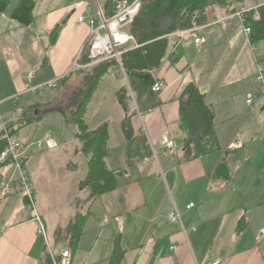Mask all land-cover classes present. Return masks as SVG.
Returning <instances> with one entry per match:
<instances>
[{
    "label": "crops",
    "instance_id": "crops-1",
    "mask_svg": "<svg viewBox=\"0 0 264 264\" xmlns=\"http://www.w3.org/2000/svg\"><path fill=\"white\" fill-rule=\"evenodd\" d=\"M19 1L11 0L7 12L0 14V134L5 126L35 117L30 126L45 127L40 140L47 135L57 144L55 149L41 153L53 152L61 143L62 147L69 143L60 129L66 125L75 130L69 123V107L85 93L86 78L93 67L101 64L87 67L85 47L90 26L78 22L86 7L77 3L86 1L94 11L96 4L94 0H35L33 20L25 26L12 17ZM106 2L102 6L99 3L103 10ZM229 14L226 9H210L206 23L212 19H221V23L200 31L198 36L207 41L199 47L193 36L186 35L174 62L165 61L145 74L125 75L119 69L108 73L120 72L128 84L118 91L127 89L131 98L134 135L127 140L122 131L126 113L120 104L96 126L108 124L106 165L122 173L116 190L90 200L87 211L75 215L89 213L87 224L94 216L104 217V223H108L104 225L113 229L112 238L106 240L111 249L104 264H108L116 246L125 252L121 264H213L218 260L220 264H264V150L260 146L264 145V114L260 113L264 112V83L255 80L257 65L264 59V40L250 42L238 19L223 20ZM58 27L60 32L52 44L51 35ZM188 36L192 41L187 42ZM170 41L172 45L176 38ZM227 45L228 57L236 53L240 60L228 72L213 60L199 59L206 48L219 52ZM191 47L198 56L192 54ZM248 50L254 57L251 72L242 59ZM259 51L260 56H256ZM75 62L80 68L73 69ZM108 74L99 82L98 90ZM64 79L67 81L61 87ZM54 80H59L56 89L27 93L29 87ZM157 81L162 83L160 92L153 90ZM189 85L199 89L213 110L214 130L221 146V150L193 160L185 157L180 128L182 102L187 101L182 95ZM257 85L263 88L256 89ZM248 94L256 95L251 105L247 104ZM88 124L92 130L97 129L90 121ZM30 126L19 131L20 139ZM166 140L173 141L176 148L168 152ZM29 141L23 142L27 166L33 164L35 172L38 169L41 173L44 164L41 158L36 162L30 157ZM224 158L231 165V178L222 182L215 179V173ZM87 173L83 174L85 179ZM17 177L12 165L0 167V185ZM32 183L34 207L17 184L5 197L0 186V264H40L44 257L47 240L38 233L35 216L42 217L48 229L43 215L47 211L43 204V213L38 210L41 189ZM190 203L195 206L187 211ZM175 209L182 213L180 223L168 220ZM242 219L247 226L239 230ZM51 237L56 245L52 231ZM69 237L64 241L70 248ZM79 252L74 258L72 255V264Z\"/></svg>",
    "mask_w": 264,
    "mask_h": 264
},
{
    "label": "trees",
    "instance_id": "trees-1",
    "mask_svg": "<svg viewBox=\"0 0 264 264\" xmlns=\"http://www.w3.org/2000/svg\"><path fill=\"white\" fill-rule=\"evenodd\" d=\"M120 0H107L105 4V15L110 17L114 14L115 3ZM132 1V0H127ZM249 0H142L140 12L131 26V33L135 36L137 49L127 52L122 57V64L128 74H145L160 68L165 61L176 60L177 55L172 53L176 43L171 45L169 35L178 31L188 30L193 24L204 25L207 21V12L212 8L226 9L234 13L240 6ZM11 0H0V14L7 12ZM35 0H20L12 13V17L22 25H29L33 20ZM260 20H250L252 34L250 42L257 43L264 40V7L260 9ZM60 27L52 33V44H54ZM86 58L88 55L85 56ZM86 63H90L89 58ZM118 69L116 61H108L96 65L92 73L87 76L85 93L82 97L75 99L69 107V123L75 128V139L81 143V152L88 159V173L86 179L80 183V188L87 189L90 199L116 190L117 179L122 172H114L108 169L106 158L108 155V124L92 130L86 120L88 105L98 88L101 79L110 70ZM67 79V78H66ZM66 79L60 82L61 87ZM60 87V88H61ZM180 128L184 134L182 144L186 159L193 160L200 156L208 155L221 150L220 143L214 130V112L205 102L204 96L195 85H189L183 92ZM117 100L126 113V118L121 123L122 131L127 140L133 137L132 118L129 102L131 98L128 91L122 88L117 93ZM35 117L21 120L15 125H8L7 129L12 135L33 124ZM19 125L18 129H14ZM18 136V135H17ZM5 147V142L0 140V153ZM8 164V163H7ZM3 165H0V167ZM231 178V165L224 158L215 173V179L225 182ZM89 213L78 214L68 228L70 249L73 258L79 252V245L85 235V227L88 222ZM247 226L245 219L240 221L238 227L242 230ZM125 252L118 246L114 249L108 264H121ZM60 257L54 258L47 253L40 264H55Z\"/></svg>",
    "mask_w": 264,
    "mask_h": 264
},
{
    "label": "rangeland",
    "instance_id": "rangeland-1",
    "mask_svg": "<svg viewBox=\"0 0 264 264\" xmlns=\"http://www.w3.org/2000/svg\"><path fill=\"white\" fill-rule=\"evenodd\" d=\"M104 1L105 0H99L101 6L104 4ZM248 3H251V0L247 1V4ZM218 29L222 28L218 27ZM215 30L214 28L213 32ZM191 39L192 38L188 36L187 42L192 41ZM243 41H245L244 38ZM185 45L187 44L185 43ZM228 47L229 45L219 50V52L212 51L211 47L206 48V52H204L199 59L213 60L217 63V66H223L222 71L228 72V69H232L233 66L240 62L236 53L232 54V57H228L230 55ZM186 48L185 46V49ZM186 50L188 52V48ZM190 51L192 54L198 56V51L193 47L190 48ZM246 53V55H242V59L243 62L248 63V68L246 69L251 72V62H254V57L249 50ZM260 53L261 51H259L256 56H260ZM262 65L264 66V59ZM122 86L128 88V84L120 72L113 71L111 74H108L106 80L103 82L102 88H99V90L97 89L98 91H96L97 93L93 98V103L87 110L88 117H86V120L87 122H91L92 127L95 128L100 121L107 117V115H111V113L117 111V108L119 109L116 92ZM257 88H263V86L257 85L256 89ZM243 90H245V88H243ZM10 104H12V102ZM260 113L264 114V112ZM39 128L40 129L34 125L27 128L26 132L21 135V141L26 142L30 140V147H32L30 148V157H34V161L36 162L37 159L41 158L44 164L42 165L41 173L38 169H36L35 172V168L32 166V160V165L27 167L33 182L37 184V190H39L38 186L41 189V192L38 191L37 197L38 210L43 213V207L46 205L45 211L47 212H44L43 215L45 220L48 221L47 253L52 257L58 258L59 256H56L57 253L61 252L62 255L64 251L70 249L69 243L64 241L69 237L68 228L70 223L74 221L77 212L81 211L85 213L90 204L91 199H89V191L80 188V182L85 179L83 174L88 171V159L81 153V143L74 139L75 130L73 128H68L66 125H63L61 129H59L65 133V138L70 139L69 143H64L65 145L63 147L61 143L60 148L53 152H39L37 150V143L40 141L41 133L45 131V127L40 126ZM260 146L264 150V145ZM75 166L76 168H74ZM73 168L75 170H73ZM102 220L100 217L95 216L89 220L85 228L87 234L81 241L80 252L75 264H104L103 260L110 256L111 244L106 240L112 238L113 229L104 225L108 224L104 223V217H102ZM113 227H115V224H113ZM51 231L54 232V238L57 241L56 245L53 244ZM123 264L128 263L124 262Z\"/></svg>",
    "mask_w": 264,
    "mask_h": 264
},
{
    "label": "built area",
    "instance_id": "built-area-1",
    "mask_svg": "<svg viewBox=\"0 0 264 264\" xmlns=\"http://www.w3.org/2000/svg\"><path fill=\"white\" fill-rule=\"evenodd\" d=\"M96 4V10L94 11L89 7L88 2L79 1L78 7L85 6L86 12L84 15L79 16V23H87L90 26V36L85 47V51L88 55L90 63L87 67L104 63L108 61H116L118 69L121 73L126 75V70L122 64V57L129 51L139 48L135 36L131 33L130 29L135 19L137 18L141 6L142 0H120L115 3L114 14L110 17L105 15L104 10L99 5V0H94ZM264 7L263 0H253L251 3H246L240 6L234 13H230L225 19L236 18L241 24L244 35L250 39L252 29L250 27V20H260V9ZM221 19H212L204 25L193 24L192 28L188 30L178 31L169 35V38H176V45L172 50L174 55H178L181 40L186 35L194 37V43L198 47L204 44L207 40L203 36H198L200 31L206 27L221 23ZM80 68L77 62L74 63L73 69ZM70 73H68L69 75ZM60 80V79H59ZM59 80L49 81L39 86L29 87L28 94L36 95L48 89H56L58 87ZM255 80L259 83H264V66L257 65V72ZM155 92L162 90V83L157 81L153 87ZM255 94H248L247 104L251 105L255 99ZM0 140L5 142V147L0 153V165L10 164L17 173L16 179H9L1 183L2 196H8L14 191L17 184L21 192L28 199L29 203L34 207L35 200L33 194V183L30 172L27 167V150L17 135H12L7 127H3L0 134ZM166 148L168 152L176 148V144L173 141L166 140ZM57 147L56 142L50 137L45 136L37 143V150L39 152L45 150H52ZM194 203L187 205L186 210L189 211L194 208ZM182 214L179 210L175 209L168 217L170 223H180ZM35 221L39 225L38 233L48 239L47 229L42 217L36 215ZM48 241V240H47ZM175 249V248H174ZM55 258V257H54ZM218 260L213 264H220ZM55 264H72V254L69 250H66L60 256L59 262L55 261Z\"/></svg>",
    "mask_w": 264,
    "mask_h": 264
}]
</instances>
